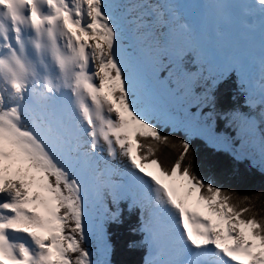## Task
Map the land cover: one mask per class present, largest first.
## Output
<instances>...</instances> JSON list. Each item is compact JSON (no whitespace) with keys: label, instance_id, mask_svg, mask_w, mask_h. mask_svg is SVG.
I'll return each instance as SVG.
<instances>
[{"label":"snow or ice","instance_id":"6c2138e0","mask_svg":"<svg viewBox=\"0 0 264 264\" xmlns=\"http://www.w3.org/2000/svg\"><path fill=\"white\" fill-rule=\"evenodd\" d=\"M199 7L264 25V0ZM194 35L178 0H0V264H111L93 198H110L109 223L138 210L144 264H264L253 197L206 180L191 142L162 133L206 127L215 90L238 81L230 154L243 163L239 146L258 141L264 171V55L253 83L240 58L205 62L176 41ZM162 90L197 102L180 118ZM161 146L179 148L168 166Z\"/></svg>","mask_w":264,"mask_h":264},{"label":"trees","instance_id":"16d2710c","mask_svg":"<svg viewBox=\"0 0 264 264\" xmlns=\"http://www.w3.org/2000/svg\"><path fill=\"white\" fill-rule=\"evenodd\" d=\"M238 84V81L227 80L215 90L214 110L210 114L211 118L207 120V124H210L214 133L219 134L231 144L228 138L236 139L237 129L227 120V115L233 110L243 108ZM188 98L190 104L197 102L195 97ZM162 133L171 136L174 143L181 139H188L192 145L189 158L192 159L194 170L206 180L210 179L215 185L238 193L241 197H253V211L258 213L257 218L264 217V171L261 170V165L255 164L254 167H250L248 160L251 157L244 154L242 155L248 159H245L243 163H237L230 154L231 147H219L216 143L214 144V141L210 142L196 133H186L183 130H173L168 127L162 128ZM178 152V147L173 149L161 146L157 156L165 166H168L174 162ZM109 199H104L107 207H110ZM121 206L124 208L120 217L122 222L107 221L105 226L107 240L111 246L109 259L111 264H144L147 246L142 243V234L132 231L138 226L139 212L134 210L129 213L126 205ZM132 242H136L135 246L129 247ZM94 244L93 238L86 246L93 252Z\"/></svg>","mask_w":264,"mask_h":264},{"label":"rangeland","instance_id":"374dc122","mask_svg":"<svg viewBox=\"0 0 264 264\" xmlns=\"http://www.w3.org/2000/svg\"><path fill=\"white\" fill-rule=\"evenodd\" d=\"M208 1L206 0V2H208ZM200 2H201V0H188L187 3L190 6L191 5L194 6L196 9V5ZM182 6H183V1L181 2V0H178V8L181 12H183V10H182L183 8H181ZM197 6H199V5H197ZM195 9H193V12H195ZM196 11H197L198 16L200 18V22H201L200 27H201V29L206 30L207 38H205V40L203 42H200L198 40H195L194 37L192 39H188V38H185L183 36H177L176 41L180 45H182L184 47L191 48L194 51L196 49L195 44H198L202 49L203 55L208 56V58L211 57L215 60H219V59H222L224 57L240 58V60L242 61L243 65H244L245 73L252 77V80L254 83L255 79L258 78V76H259V62H260L261 56L264 55V49L259 48V46L257 44L256 45L258 47H256L255 45H251L250 47L248 46L246 51H244V49H243L236 56L235 55L233 56L232 50H229V51L226 50L227 47H224V45H223L224 36H223L222 32H220L221 29L217 28L218 27V21H216L217 18H215L214 16L209 17L207 15L205 8H204V12H203V8H201L200 10L196 9ZM256 25H257V22H256ZM241 29H247V31H250L253 28H248L244 25ZM130 39H134V38L130 37ZM248 41L249 40H247L246 45L248 44ZM188 42H191L192 44L189 46ZM210 50H212L213 53H211ZM215 51H219V54L217 57H216ZM241 53H243V54L241 55ZM229 54L231 56H229ZM152 62H153V60L151 58H149L146 61V68L149 67L152 64ZM205 62H208V59H205ZM161 95H162L163 100L166 103V105L169 106V112L175 113V114H177L178 117L182 118L180 116V114L182 112L181 107L183 105H189L190 104L189 98L187 96L172 95L167 90H162ZM211 128L212 127H210V124H207L206 127H201L192 133L193 134L196 133V134L204 137L205 139H208L210 142H211V140L212 141H226L222 136L214 133L213 129H211ZM249 139L253 140L254 138L249 136ZM216 145L219 147H222V148H230V147L232 148V144L229 141H227L226 143H216ZM239 147L241 148V154H244L247 157H251V159L255 161V164L260 165V151H259L258 141H255L254 143H246V144L239 146ZM252 153H253V155H251ZM93 199H94V203L91 206V210H92L94 219L97 222L103 220V222L105 223V226H106V224H107L106 223L107 222V219H106L107 213H105V208L107 207L106 202L104 200L102 202H100V201H95V198H93ZM106 238H107V236H106ZM94 242H95V244H94L93 253L95 256L93 255V259H100L101 257H100V253L98 251L100 241H98L96 238H94Z\"/></svg>","mask_w":264,"mask_h":264},{"label":"bare ground","instance_id":"6f19581e","mask_svg":"<svg viewBox=\"0 0 264 264\" xmlns=\"http://www.w3.org/2000/svg\"><path fill=\"white\" fill-rule=\"evenodd\" d=\"M183 1V16L184 18L194 26L195 28V35L194 39L198 40L200 42H203L205 38H207L206 30L201 29L200 27V19L197 15V11L194 6H190L187 3V0H181ZM208 1V0H207ZM209 3L212 2V0L208 1ZM206 0H201L200 3H196L197 5H201L203 3H208ZM193 9H195V12H193ZM207 15L209 17L214 16L217 18L216 21H218V29H221L220 32H222L224 38H223V45L224 47L230 48L233 52V56L241 52L244 47H246L247 40L255 41L258 46H264V25L261 30H253L252 33H249L247 29H239V27L244 26L235 16H230L228 18H223L220 13L216 9L208 8L206 9ZM220 24V25H219Z\"/></svg>","mask_w":264,"mask_h":264}]
</instances>
